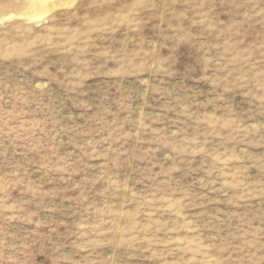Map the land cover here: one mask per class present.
<instances>
[{
  "label": "rangeland",
  "instance_id": "374dc122",
  "mask_svg": "<svg viewBox=\"0 0 264 264\" xmlns=\"http://www.w3.org/2000/svg\"><path fill=\"white\" fill-rule=\"evenodd\" d=\"M0 264H264V0H0Z\"/></svg>",
  "mask_w": 264,
  "mask_h": 264
}]
</instances>
